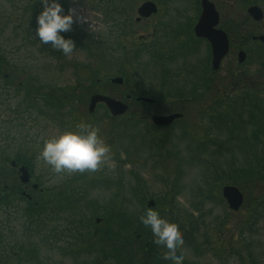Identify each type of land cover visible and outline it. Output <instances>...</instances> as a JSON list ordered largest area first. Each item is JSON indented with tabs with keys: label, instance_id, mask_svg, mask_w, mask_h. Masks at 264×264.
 <instances>
[{
	"label": "rangeland",
	"instance_id": "rangeland-1",
	"mask_svg": "<svg viewBox=\"0 0 264 264\" xmlns=\"http://www.w3.org/2000/svg\"><path fill=\"white\" fill-rule=\"evenodd\" d=\"M104 1L60 0L64 11L72 10L74 16L71 30L63 35L78 43H75L73 52L66 56L50 45L41 44L34 35L35 20L30 22V17L40 10V0H0V62L5 61L8 66L12 64L14 69L13 83L4 84L0 75V152L9 156L18 154L32 162L31 181L38 183L40 189L52 188V192H59L63 181L67 182L81 172L53 173L38 158V145L43 138L79 120L97 124L104 139L111 145V159L115 167L102 164L94 172L85 171V178L72 183L78 189L79 201L74 203L75 207H79L77 214L92 218L87 223L85 220L78 222L75 228L86 230L92 223L102 226V213L112 198L117 199V195V204L121 203L140 215L151 199L154 201L151 207L170 222L176 223L183 236L184 243L177 251L178 255L183 251V264H264V203H255L264 196V180H254V184L241 180L239 185L236 184L244 193V203L237 211L230 210L221 196L222 185L235 184L232 178L236 176V171L254 167L255 160L263 156L264 136L259 135L257 143L248 139L255 131L254 125L247 123L243 132L238 134L233 130L235 134L229 141L228 133L223 131L227 125L222 118L213 116L209 120L208 112L203 117L196 116L193 103L175 99L163 101L156 108L162 112L167 105L178 104L184 113L180 124L166 132L155 131L146 124L149 123L147 114L154 111L147 107L132 109L129 113L134 115L132 122L111 118L104 105L96 106L93 113L87 111L89 96L95 90L101 93L108 90L113 94L121 91L108 84L109 77L118 75V63L121 62L101 61L103 54L115 46L112 45L116 42L115 20L119 18L112 9L110 11L111 3ZM131 1L135 3L128 6L136 14L141 0ZM160 1L163 0H158L163 19L173 18L181 23L184 17L192 16L190 0H174L173 3ZM31 10L32 14H29ZM152 29L150 23L145 34H150ZM158 34L156 32L154 41L158 39ZM164 45L166 43L162 42L160 47ZM204 55L200 46L194 59ZM147 58L144 51L134 56L139 62H133L134 71L128 81L134 85L135 82L142 84V92L150 87V83L142 82L144 77L138 72L137 65H144L146 62L141 61ZM174 63L191 70L194 65L205 62ZM98 67H101L97 69L100 74L94 79V85L89 81L91 70ZM253 67V62L246 65V68ZM26 80L37 83L40 91L39 100H35L34 106L30 105V100H24L27 93L21 87ZM87 85L90 87L86 88ZM53 86L61 88L60 92L66 95L63 106L59 108L46 107L40 98L42 91L49 87L51 90ZM149 90L156 94L152 97L157 98L160 91L154 83ZM261 99L264 109V75ZM211 123L219 129L214 132ZM155 138L159 141L163 139V144L158 145ZM210 138L219 142L220 146L211 144ZM127 159L130 163L124 161ZM132 175L140 177L144 188L140 194L139 189L133 188ZM26 191L31 193L30 186ZM158 200L164 202V207L156 206ZM13 204L16 205L0 210V230L3 243L5 241L7 244L3 246L6 252L15 241L21 245L18 255L22 259L18 264H116L107 252L105 254L108 255L103 258L104 253H99L95 248L74 247L75 236L69 233L71 216L68 215V218L64 215L67 218L62 216L57 222L44 224L46 227L40 230L38 224L37 227L29 225L21 218L18 210L22 207L21 200ZM146 232L147 239L153 242L150 229L147 228ZM138 257L137 253L134 261L140 260Z\"/></svg>",
	"mask_w": 264,
	"mask_h": 264
},
{
	"label": "flooded vegetation",
	"instance_id": "flooded-vegetation-1",
	"mask_svg": "<svg viewBox=\"0 0 264 264\" xmlns=\"http://www.w3.org/2000/svg\"><path fill=\"white\" fill-rule=\"evenodd\" d=\"M146 1L154 4L155 11L145 16L140 15L137 11L138 7ZM166 1L173 3L174 0H163L160 3ZM201 1L190 0L192 16L184 17L180 23L173 18L169 20L162 18L158 0H141L136 7V14H133L132 9L128 6V4L132 6L135 3L131 0H105L104 2L111 3L110 11L112 9L119 18L115 20L116 42L112 43L115 46L110 47L107 54H103L101 61L121 62L118 63V75L114 76H120L122 81L119 84H113L110 81L108 83L111 87L119 88L121 90L119 93L113 94L108 90L102 93L121 100L127 105L125 112L114 116L116 118L121 116V118L133 121L134 115H129L132 109L147 107L149 110H154L147 115L150 123L148 125L155 128V131L166 132L180 124L184 113L181 112L178 104L167 105V108H163L162 112L156 110L163 101L175 99L184 103H193L194 109L197 110L196 116L203 117L208 112L209 120L213 116L222 118V121H225L227 125L223 131L226 130L228 133L229 141L235 133L238 134L242 131L247 123H251L255 126V131L248 139L257 143L259 135L263 136L262 129H264V111L261 99L264 75V0H207L213 9L211 20L214 22V17L216 18V23L212 25V31H222L227 40L226 51L218 60L216 68L212 65L214 56L210 41L196 35L194 30L201 12ZM254 6L258 8L257 16H253ZM29 14H32V10ZM109 14L111 13L109 12ZM35 16L34 14L30 17V22L35 20ZM150 23H152L153 29L150 34H145ZM156 32L159 33L158 39L154 41ZM74 42L77 43L76 40ZM162 42H165L166 46L160 47ZM200 46L203 47L205 55L194 59V54L197 53ZM134 50L144 51L148 57L141 61L146 62L144 65L140 64L142 68L139 64L137 65L138 72L144 77L142 82L150 83V87L144 92L141 91L142 84L135 82L136 85H134L128 82L134 71L133 62H139L134 59V56L138 54V52L134 53ZM190 61L205 63L194 65L191 70H186L183 65L178 66L174 63ZM248 62L254 63L253 69L246 68ZM7 70L6 62H0L1 81L4 84H7ZM151 81L160 91L157 98H153L152 96H156V94L149 90L153 86ZM140 97L151 98L152 101L146 102ZM245 113L247 119L244 120ZM170 114H178V116L168 125L151 124L152 115ZM212 126L214 132L219 129L211 123ZM233 130L235 133L232 132ZM183 131L187 135L184 129ZM209 140L211 143L220 145L215 139L210 138ZM18 157L16 154L14 158H2L4 161L9 160V167L17 178L18 165L21 160L19 155ZM12 162L15 163L14 166L11 165ZM2 177L3 188L9 189L6 184V169H3ZM22 189V185H18L19 193L23 192Z\"/></svg>",
	"mask_w": 264,
	"mask_h": 264
},
{
	"label": "trees",
	"instance_id": "trees-1",
	"mask_svg": "<svg viewBox=\"0 0 264 264\" xmlns=\"http://www.w3.org/2000/svg\"><path fill=\"white\" fill-rule=\"evenodd\" d=\"M93 74H97V69H92ZM8 78L12 77V72L8 69ZM26 89L30 92V105H35V100H39V89L35 85L31 86L29 83L25 84ZM41 85H39L40 87ZM50 88V87H49ZM48 88L42 91V98L46 107L51 106L52 108H59L63 106V96L57 91V89ZM264 128V127H263ZM263 134H264V129ZM258 160H255L256 164L254 167H244L236 171V176L232 178L235 184H240L241 180L250 182L254 184V180L260 182L264 180V153H262ZM21 163L26 164L30 170L32 169V162H28L25 158H20ZM3 168L0 165V210H6L10 206H14V201L22 202V207L20 210L21 218L29 225H39V229H44L46 226L44 224L57 222L63 216L67 218L68 215L71 216L70 220V235L74 234V247L80 249L82 247L91 248L99 250V253H104L103 258H106V255H110L109 258L114 259L116 264H165L163 259L164 249L160 246L154 244L149 238L147 239V228L139 221L138 212L131 211L128 207H124L123 204H117V198L114 200L111 199L110 205L102 213L103 225L99 226L98 224L92 223L91 226H87V229H77L75 225L80 221H89L92 218L81 217L77 214L79 207H75L74 203L78 200L77 198V188H74V184L78 180L85 178V173H82L77 176H73L69 181L62 182V190L59 192L53 193L51 189L40 190H31L29 193L31 198H26L19 192H16L17 186H15V181L11 185L7 184L9 190L6 191L2 188L1 185V176ZM11 177L10 172L6 171V178ZM257 184V183H256ZM2 191V192H1ZM16 193V194H15ZM18 199V200H17ZM79 201V200H78ZM122 202V201H121ZM264 203V196L260 200H256V205ZM164 205V203L159 200L156 203V206ZM142 208V207H141ZM143 211L145 210L142 209ZM64 215H66L64 217ZM69 218V217H68ZM74 218H76L74 220ZM135 221V222H134ZM40 223H43L42 225ZM87 223V222H86ZM54 231L57 232L56 229ZM77 237V238H76ZM40 239L43 241L42 237ZM154 244V246H153ZM4 245H7L2 238V232L0 230V264L2 261H5L4 264H18L21 261V256L18 255L21 251V245L18 241H15L11 246H9V252H6L3 248ZM4 252V255L2 256ZM29 252V250H26ZM108 254H105V253ZM139 255L140 260H135L134 257ZM178 254V252H177Z\"/></svg>",
	"mask_w": 264,
	"mask_h": 264
},
{
	"label": "clouds",
	"instance_id": "clouds-1",
	"mask_svg": "<svg viewBox=\"0 0 264 264\" xmlns=\"http://www.w3.org/2000/svg\"><path fill=\"white\" fill-rule=\"evenodd\" d=\"M40 4L41 8L35 16V37L41 44L70 55L75 42L63 34L72 28V10L64 11L60 0H40ZM38 147V158L53 173L94 172L102 164L115 167L111 159V145L101 134V127L85 120L43 138ZM139 221L150 229L153 243L164 249L165 264H183V251L179 255L177 251L181 249L184 239L176 223L170 222L152 207L145 208L139 215Z\"/></svg>",
	"mask_w": 264,
	"mask_h": 264
},
{
	"label": "water",
	"instance_id": "water-1",
	"mask_svg": "<svg viewBox=\"0 0 264 264\" xmlns=\"http://www.w3.org/2000/svg\"><path fill=\"white\" fill-rule=\"evenodd\" d=\"M201 12L198 18V21L194 27L195 33L198 36H202L207 38L211 43V49L213 53V62L212 65L214 68L217 67L218 60L225 53L227 48V40L226 36L222 31L214 30L212 31L213 23H216V18L214 17V22L211 20L212 17V5L207 0L201 1ZM258 8L254 6V15L257 16ZM138 13L140 15H148L150 12L155 11L154 4L150 1H146L140 4L138 7ZM264 41V37H263ZM113 82L120 83L121 78H113ZM145 100L150 101L148 98H144ZM97 102H104L105 105L110 108L112 114H120L126 109V105L122 102L115 100L113 98L107 97L101 94H93L90 96L88 109L92 111ZM177 114L173 115H154L152 116V121L157 125H165L170 123V121L175 118ZM20 180L22 182H28L30 174L28 169L24 166L20 167ZM36 184H33V187H36ZM222 197L226 200L228 207L232 210H237L242 203L243 196L241 191L234 185H224L221 189ZM151 204V202H149Z\"/></svg>",
	"mask_w": 264,
	"mask_h": 264
}]
</instances>
